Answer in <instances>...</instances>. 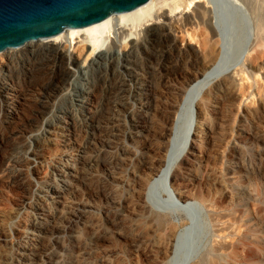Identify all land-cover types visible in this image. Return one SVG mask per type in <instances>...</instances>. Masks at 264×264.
Masks as SVG:
<instances>
[{
	"label": "rangeland",
	"instance_id": "rangeland-1",
	"mask_svg": "<svg viewBox=\"0 0 264 264\" xmlns=\"http://www.w3.org/2000/svg\"><path fill=\"white\" fill-rule=\"evenodd\" d=\"M212 1L195 6H205V17H213L217 28L213 38V32H207L202 23L184 27L183 36L189 40L192 35L193 56L197 60L205 58V50L208 52L209 45L216 43L218 53L214 60L223 51L229 57L244 52L245 60L255 64L237 76L231 98L234 122L222 137L221 147L206 157V162L194 164L187 172L193 193L189 199L200 202L195 205L179 201L170 184L163 182L156 186L154 198L159 204H153L154 208L145 195L154 176L146 168L147 162L158 157L164 160L167 154L166 148L159 152V136L165 121L163 112L168 111L169 105L157 72L146 73V67L145 72L142 70L146 56L141 49L137 69L142 81L146 76L149 97L137 101L127 97L118 108L104 114L108 117L115 111L119 127L110 126L112 131L99 138L89 119L80 140L75 142L79 147L74 142L64 145L61 141L60 137L67 136V129L53 132L44 146L43 139L31 145L34 161L26 159L16 166L15 181L0 180V264H175L184 250L205 249L211 237L217 250L209 264H264V137L258 135L264 132V0ZM196 7L188 13H194ZM149 54L154 58V52ZM48 65L45 59L37 69L41 72ZM34 74L33 83L40 82L43 76ZM19 81L25 85L23 76ZM136 83L139 85L134 80L128 87L136 91ZM178 85L184 86L182 81ZM44 93L39 87L26 89V99L12 119L13 129L18 132L17 145H30L28 140L42 131L44 121L36 110L43 107L37 99ZM63 97L60 93L56 102L60 103ZM173 113L175 118L177 109ZM184 113L179 114L180 122ZM3 114L0 106V125ZM186 120L187 117L183 126ZM1 129L3 136L12 132L11 128ZM189 157L186 154L182 161ZM198 175L201 181L194 179ZM41 189L47 190L39 194ZM201 192L209 195L215 205L198 199ZM35 205H41L46 214L39 217ZM46 217V223L41 225L44 232L36 229V219ZM172 229V245L178 236L181 243L170 257H158L162 236Z\"/></svg>",
	"mask_w": 264,
	"mask_h": 264
},
{
	"label": "bare ground",
	"instance_id": "bare-ground-1",
	"mask_svg": "<svg viewBox=\"0 0 264 264\" xmlns=\"http://www.w3.org/2000/svg\"><path fill=\"white\" fill-rule=\"evenodd\" d=\"M211 1L148 0L133 10L111 14L103 20L85 27L64 28L52 37L30 40L20 46L0 51V106L4 110L0 127L12 130L7 136L0 135V180L2 182L15 181L14 179H17L16 166L26 159L34 161L31 157V151L34 148L31 145L36 141L38 143L40 139L44 140L43 145L53 132L62 133L67 129V136L60 137L61 141L63 140L64 145L74 142L73 144L78 146V143L75 142L80 140L83 126L89 119L97 130L99 138L105 136L106 132L112 131L110 126L111 128L119 127L120 119L119 116H115V111L108 117L104 114L118 108L127 97L129 101L149 97L146 87L148 84L145 83L146 76L142 81L141 74L137 69V62L141 55L139 51L142 49L146 56V59L142 61L144 63L142 70L145 72L144 67H146V73L157 72V79L162 88L166 90L169 105L168 111L163 112L165 121H163L159 136L161 138L159 152L166 151L164 150L166 148L167 154L164 160L158 157V159L153 158L147 162L146 168L151 169L154 176H152L145 195L150 199L148 202L151 206L159 204L154 198V193L157 184L163 182L166 186L168 183L170 184L173 195L179 201L192 202L195 205L199 203L200 201H190L189 199L193 193L188 184L190 179L187 172L194 164L202 163L206 157H210L221 147L222 137L226 135L225 132L233 126L234 122L231 98L234 85L238 82L237 76L247 67L253 69L255 64L245 60L244 52L229 57L223 51L219 54L218 60L215 59L217 61L215 62L214 58L218 53L216 43L207 44L210 50L208 52L205 50L207 55L205 58L201 59L200 57L201 60H197L196 56H193L192 35L189 40L183 36L184 31L186 32L184 27L189 25L192 27L194 24L198 26V23H202L207 32H213L210 37L213 38L217 32L213 17L209 18V14L208 17H205V6H195L200 2L211 3ZM215 1L221 2V0ZM193 7H196L195 12L189 14L188 12ZM216 24L222 25L220 22ZM234 24L236 25V23ZM255 25L252 27L256 28ZM226 27L229 28V26ZM178 33L180 34L178 35ZM210 38L208 40L212 42L213 39ZM204 44L206 45V43ZM150 52H154V58L150 57ZM246 54L248 55V53ZM45 59L49 67L47 66L40 72L37 69L39 62H44ZM34 73H40L43 76L40 82L33 83L32 80L36 76ZM20 75L25 80L24 86L19 83ZM134 80L139 82V85L136 83L138 85L136 91L128 87V84ZM180 81L183 82V87L178 85ZM36 87L45 91L44 95L41 97L39 95L37 99L43 107L39 111L36 110L37 116L44 121L41 127L42 131H38L33 140H28L30 145H17L18 132L13 129L12 119L20 104L26 99V89L35 90ZM51 92L54 94H50ZM60 93L64 97L60 103H57L56 99ZM178 101H180L179 105ZM175 109H177V113L174 118L173 111ZM181 113L184 114L180 122L179 114ZM185 117L187 120L183 126ZM263 133L258 135L264 137ZM89 135L88 137H90ZM10 140L12 141L10 142ZM84 146L82 145V148ZM76 149L78 148L76 147ZM162 154L164 155V153ZM186 154L190 155L189 160L182 161ZM194 179L201 181L202 177L198 175V178ZM44 190L47 189H41L39 194ZM152 197L153 202L151 201ZM198 197L209 205L214 206L216 203L204 192L199 193ZM153 206L152 208H154ZM34 210L39 217H42L41 214H46L41 205H37ZM47 217L43 220L35 218L36 222L33 223L35 228H41L40 231H43L41 225L46 223ZM173 233L174 229L162 236L163 241L156 251L158 257H170L179 247L181 243V240H178L179 236L177 237L178 241L176 240V243L172 245ZM212 235H214L213 232ZM214 245L216 244L212 243L211 237L210 241L206 243L205 249L202 247L201 249L184 250L176 258L175 264H209L212 254H215L217 250ZM225 246L228 247V244Z\"/></svg>",
	"mask_w": 264,
	"mask_h": 264
},
{
	"label": "water",
	"instance_id": "water-1",
	"mask_svg": "<svg viewBox=\"0 0 264 264\" xmlns=\"http://www.w3.org/2000/svg\"><path fill=\"white\" fill-rule=\"evenodd\" d=\"M148 0H0V51L81 28Z\"/></svg>",
	"mask_w": 264,
	"mask_h": 264
}]
</instances>
